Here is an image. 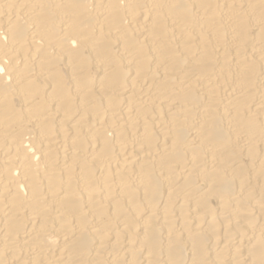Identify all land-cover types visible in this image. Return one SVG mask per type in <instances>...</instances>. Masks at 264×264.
Returning a JSON list of instances; mask_svg holds the SVG:
<instances>
[{
    "label": "bare ground",
    "instance_id": "6f19581e",
    "mask_svg": "<svg viewBox=\"0 0 264 264\" xmlns=\"http://www.w3.org/2000/svg\"><path fill=\"white\" fill-rule=\"evenodd\" d=\"M0 264H264V0H0Z\"/></svg>",
    "mask_w": 264,
    "mask_h": 264
}]
</instances>
